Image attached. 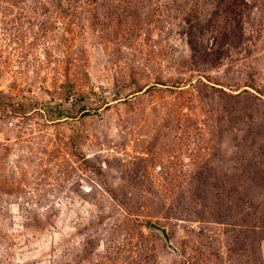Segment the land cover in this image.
Returning a JSON list of instances; mask_svg holds the SVG:
<instances>
[{"label":"rangeland","instance_id":"obj_1","mask_svg":"<svg viewBox=\"0 0 264 264\" xmlns=\"http://www.w3.org/2000/svg\"><path fill=\"white\" fill-rule=\"evenodd\" d=\"M0 264H264V0H0Z\"/></svg>","mask_w":264,"mask_h":264},{"label":"water","instance_id":"obj_2","mask_svg":"<svg viewBox=\"0 0 264 264\" xmlns=\"http://www.w3.org/2000/svg\"><path fill=\"white\" fill-rule=\"evenodd\" d=\"M148 227L150 230L158 231L163 236V238L165 240V244L167 245V247H169L172 250H175V247L170 242V239H169V236L167 233V229L165 227L160 226L154 222H151Z\"/></svg>","mask_w":264,"mask_h":264}]
</instances>
